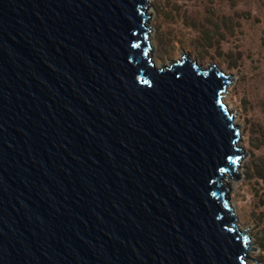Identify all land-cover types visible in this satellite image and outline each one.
<instances>
[{
	"label": "water",
	"instance_id": "obj_1",
	"mask_svg": "<svg viewBox=\"0 0 264 264\" xmlns=\"http://www.w3.org/2000/svg\"><path fill=\"white\" fill-rule=\"evenodd\" d=\"M148 2L0 0V264H248L232 76L157 67Z\"/></svg>",
	"mask_w": 264,
	"mask_h": 264
},
{
	"label": "rangeland",
	"instance_id": "obj_2",
	"mask_svg": "<svg viewBox=\"0 0 264 264\" xmlns=\"http://www.w3.org/2000/svg\"><path fill=\"white\" fill-rule=\"evenodd\" d=\"M151 55L157 67L187 56L232 81L224 94L240 127L243 155L227 195L251 264H264V0H149ZM187 53V54H186ZM248 256V255H247Z\"/></svg>",
	"mask_w": 264,
	"mask_h": 264
},
{
	"label": "bare ground",
	"instance_id": "obj_3",
	"mask_svg": "<svg viewBox=\"0 0 264 264\" xmlns=\"http://www.w3.org/2000/svg\"><path fill=\"white\" fill-rule=\"evenodd\" d=\"M150 39H151V35L148 36V41H149V42H151ZM229 178H230V177H229ZM247 255H248V256H247L248 258H251V253H250V252H249ZM248 264H251V262L249 261Z\"/></svg>",
	"mask_w": 264,
	"mask_h": 264
}]
</instances>
